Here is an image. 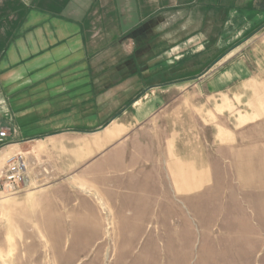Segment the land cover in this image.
Returning <instances> with one entry per match:
<instances>
[{
	"label": "rangeland",
	"instance_id": "obj_1",
	"mask_svg": "<svg viewBox=\"0 0 264 264\" xmlns=\"http://www.w3.org/2000/svg\"><path fill=\"white\" fill-rule=\"evenodd\" d=\"M169 85L150 88L163 106L131 130L0 147V264H264V117L238 119L248 93Z\"/></svg>",
	"mask_w": 264,
	"mask_h": 264
},
{
	"label": "crops",
	"instance_id": "obj_2",
	"mask_svg": "<svg viewBox=\"0 0 264 264\" xmlns=\"http://www.w3.org/2000/svg\"><path fill=\"white\" fill-rule=\"evenodd\" d=\"M255 41L264 46V0H0L5 143L131 130L163 106L154 91L167 84L248 93L238 119L260 121L264 67L254 75L245 65ZM150 88L154 100L144 98Z\"/></svg>",
	"mask_w": 264,
	"mask_h": 264
},
{
	"label": "built area",
	"instance_id": "obj_3",
	"mask_svg": "<svg viewBox=\"0 0 264 264\" xmlns=\"http://www.w3.org/2000/svg\"><path fill=\"white\" fill-rule=\"evenodd\" d=\"M6 137H7V131L4 130V129H0V147L3 146V145L5 146ZM23 169H24V164H23V162H22V160L20 158L17 159L14 163H12L9 166V169L6 171V173L4 175V178L7 181H9L11 187H15V185H14L15 179L14 178H15L16 175H19L18 173L20 171H23ZM7 172L10 173V176H8V177L6 176ZM13 173H17V174L14 175ZM19 178H22V177L19 176ZM5 187L6 186L0 185V189L1 188H5Z\"/></svg>",
	"mask_w": 264,
	"mask_h": 264
}]
</instances>
